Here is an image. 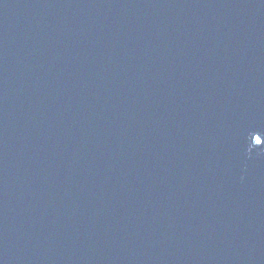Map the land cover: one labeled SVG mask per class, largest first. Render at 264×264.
Returning <instances> with one entry per match:
<instances>
[{"label":"water","instance_id":"95a60500","mask_svg":"<svg viewBox=\"0 0 264 264\" xmlns=\"http://www.w3.org/2000/svg\"><path fill=\"white\" fill-rule=\"evenodd\" d=\"M0 264H264V0H0Z\"/></svg>","mask_w":264,"mask_h":264}]
</instances>
